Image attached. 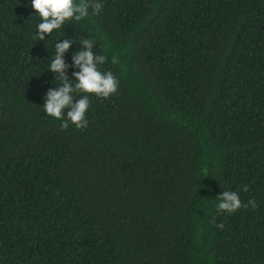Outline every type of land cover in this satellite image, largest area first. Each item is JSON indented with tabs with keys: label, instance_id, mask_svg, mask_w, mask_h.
<instances>
[{
	"label": "trees",
	"instance_id": "trees-1",
	"mask_svg": "<svg viewBox=\"0 0 264 264\" xmlns=\"http://www.w3.org/2000/svg\"><path fill=\"white\" fill-rule=\"evenodd\" d=\"M100 2L34 41L0 0V264H264V0ZM64 39L70 79L91 39L119 80L84 129L43 109Z\"/></svg>",
	"mask_w": 264,
	"mask_h": 264
},
{
	"label": "clouds",
	"instance_id": "clouds-1",
	"mask_svg": "<svg viewBox=\"0 0 264 264\" xmlns=\"http://www.w3.org/2000/svg\"><path fill=\"white\" fill-rule=\"evenodd\" d=\"M30 2L41 21L37 24L34 41L45 40L46 37L52 35L54 30L61 29L67 22L81 21L88 17L90 8L93 15H99L104 7L100 0H79V2L77 0H30ZM80 42L84 45V49L73 56L74 66L79 71L73 73L72 79L65 73L68 65L64 60V53L69 49L72 41L64 39L57 42L55 54L48 64V69L61 83L47 91L43 109L48 116L63 121L62 129L69 127V121L77 129L86 128L88 124L86 113L90 107V96L107 99L115 95L119 87V80L113 72L100 70V66L108 62V57L98 55L93 51L95 41L82 39ZM111 62L117 63V58L113 56ZM76 93L83 95L77 98L74 95ZM65 109H68L66 115L64 114ZM243 190L247 191L248 187L243 186ZM217 198L219 203L216 208L220 213H234L241 207L247 208L249 204L255 207L253 200H250L248 204H242L237 191H223ZM217 227L223 228V224Z\"/></svg>",
	"mask_w": 264,
	"mask_h": 264
}]
</instances>
